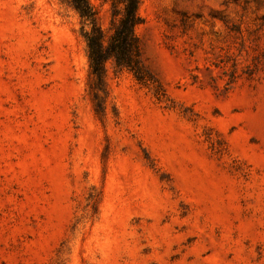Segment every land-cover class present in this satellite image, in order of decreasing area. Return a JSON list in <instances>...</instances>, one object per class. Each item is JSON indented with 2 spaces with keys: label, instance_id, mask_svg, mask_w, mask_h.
Returning a JSON list of instances; mask_svg holds the SVG:
<instances>
[{
  "label": "rangeland",
  "instance_id": "obj_1",
  "mask_svg": "<svg viewBox=\"0 0 264 264\" xmlns=\"http://www.w3.org/2000/svg\"><path fill=\"white\" fill-rule=\"evenodd\" d=\"M138 15L99 111L69 2L0 0V264H264V0Z\"/></svg>",
  "mask_w": 264,
  "mask_h": 264
},
{
  "label": "trees",
  "instance_id": "obj_2",
  "mask_svg": "<svg viewBox=\"0 0 264 264\" xmlns=\"http://www.w3.org/2000/svg\"><path fill=\"white\" fill-rule=\"evenodd\" d=\"M81 20L82 37L88 63V88L103 111L106 97V63L111 62L118 70L140 72L139 49L134 33L140 18L139 0H110L109 25L102 28L97 9L89 0H67ZM138 80H141L136 75ZM97 110V109H96Z\"/></svg>",
  "mask_w": 264,
  "mask_h": 264
}]
</instances>
